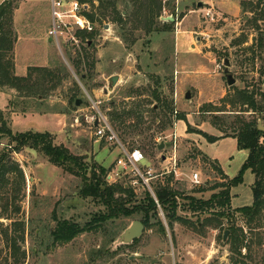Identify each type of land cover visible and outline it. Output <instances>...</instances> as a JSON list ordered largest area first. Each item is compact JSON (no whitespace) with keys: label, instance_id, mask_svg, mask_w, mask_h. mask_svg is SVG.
<instances>
[{"label":"rangeland","instance_id":"obj_1","mask_svg":"<svg viewBox=\"0 0 264 264\" xmlns=\"http://www.w3.org/2000/svg\"><path fill=\"white\" fill-rule=\"evenodd\" d=\"M5 1L13 5L6 9L4 28L15 37V9L22 5L16 21L26 27L31 15L47 19L52 0ZM101 1L81 2L88 3L89 13H94ZM117 2L133 28L132 38L121 34L113 14L99 17L97 30L82 37L80 48L62 44L63 52L58 47L51 52L52 65L32 71L41 85L27 83L22 91L0 86V91L14 95L12 110L4 111V117L11 126V113L23 108L67 112L68 124L61 134H53L54 144L110 171L119 150L96 135L93 118L101 112L128 148L142 150L145 164L165 174L158 177L160 182L169 178L177 192L179 219L171 221L159 203L151 227L143 224L140 214L93 223L105 208L80 194L81 175L50 162L42 151H12L6 147L8 139L0 137V152L7 148L26 178L17 200L19 215L0 214V264H14V239L20 264H264V215L249 223L235 210L254 202L255 176L250 170L244 172L242 183L231 188V208L224 216L214 213L223 208L194 212L190 207L191 197L208 200L224 190L223 185L240 174L245 162L246 155L232 133L221 129L238 125V118H257L264 125L258 118L262 115L242 104L240 95L245 90L260 99L264 91V47L259 45L264 20L258 19L259 29L252 23L264 11V0L260 6H256L259 0ZM73 59H81V66L76 67ZM86 72L92 75L87 84L81 79ZM228 74L235 79L233 85ZM115 75L119 80L114 85L111 77ZM31 91V97H24ZM73 97L82 99V104L70 102ZM208 136L219 138L211 142ZM161 143L165 145L159 149ZM194 173H199L201 184L192 182ZM10 177L17 182L16 172ZM128 182L123 177L116 183ZM14 183L11 188L17 190ZM132 189L135 203L148 190ZM116 196L127 197L125 193ZM64 221H74L83 230L69 240H57L54 233ZM135 221L144 225L143 232L127 240L124 233ZM232 223L243 228L235 241L238 245L231 237ZM19 224L25 232L19 231ZM226 230L229 234L224 239ZM237 246L240 252L233 250Z\"/></svg>","mask_w":264,"mask_h":264},{"label":"trees","instance_id":"obj_2","mask_svg":"<svg viewBox=\"0 0 264 264\" xmlns=\"http://www.w3.org/2000/svg\"><path fill=\"white\" fill-rule=\"evenodd\" d=\"M83 1V0H80ZM99 9L95 10L94 13H87V15L95 22L101 20L100 18L107 17L110 13L113 14V19L118 22L119 30L125 38H132L130 35L133 34V28L129 26V19L126 20L123 14L118 10L117 0H102ZM263 0H259L256 6H260ZM12 3L10 1L4 2L0 5V86L15 88L18 91L24 89L23 85L31 83V85H41V81L33 79V72L46 70L47 67H31L29 68V73L27 76L21 77L15 73V61H14V43L16 40V35L14 37V32L4 28V20L6 9L11 7ZM252 5V4H251ZM248 6H244L247 10ZM109 9L113 11L110 12ZM100 17V18H99ZM264 20V11H262L261 16H254L252 23L258 29V19ZM100 22V21H99ZM91 35V34H88ZM260 47H264V36L259 39ZM91 45L88 43L87 48ZM8 53V55H7ZM73 63L76 67H80L82 64L81 59L74 60ZM87 66L92 65L88 60L86 61ZM48 73H51L50 71ZM92 75L90 72L82 73L81 79L85 84L91 80ZM29 89H34L29 88ZM34 92H26L24 97H31ZM156 98L160 99L158 93L155 92ZM242 104L252 107L255 113H259L262 116L258 117L264 121V91L260 93L261 98L258 99L253 94L248 91H240ZM38 96V101L40 100ZM31 99V98H29ZM78 98H72L70 102L76 104ZM23 103H28L24 101ZM20 111H27V108H23ZM125 114H130L125 112ZM116 117V116H115ZM238 125L235 123L233 125L227 126L221 129L225 132H231L232 137L236 138L239 149L247 150V157L242 166L241 172L238 176L231 179L229 183L224 184V190L220 193H214L208 200L195 199L191 197V210L194 212H199L200 210H216V208H223V210L215 214L224 216L226 211L231 208V188L243 182V174L246 170H250L254 176L255 181L253 184V194L254 202L249 206H242L236 210L239 212L249 223L256 221L259 217L264 215V131L259 129L258 119L245 120L238 118ZM0 137L8 139L7 148H11L12 151L20 152L23 148L34 149L42 151L48 160L58 166L63 167L66 171L81 175L83 178V183L80 188V194L83 196L93 197L94 200L100 205L104 206L99 215L93 218V223L99 222L100 224L107 222L112 218H121L125 216H131L133 214L142 215V222L146 227H151L155 224L152 222V218L158 214V204L149 190L145 191L146 196L134 202L136 194L132 187L126 184L113 183L110 184L107 179V172L109 169L105 168L103 165L93 164L89 165L84 161L83 157L72 154L66 147L55 145L53 142V134L50 132H17L14 133L11 126L9 125L8 119L4 117V111L0 109ZM211 142L217 140L219 137L208 136ZM7 148L0 152V214H10L19 215L20 207L18 206L17 200L19 201V194L24 188L25 174L22 169H20L12 160L10 156V151ZM91 168V169H89ZM11 172H16L18 179L13 180L10 177ZM164 183L160 182V179L154 181V189L156 197L160 204L164 205L165 209L168 211V216L172 219H179L176 217L178 210V202L176 200L177 192L170 187V180ZM18 183V189L13 190L11 187L13 183ZM14 183V184H15ZM22 185V187L20 185ZM18 192V194H17ZM125 193L127 197H117L116 194ZM133 202V203H132ZM159 223V222H157ZM90 224V223H89ZM160 225L163 227V222L160 221ZM24 227V226H23ZM19 231L22 229L25 232V228H21L18 225ZM231 237H233V242L238 241L240 233L243 234V228L238 227L236 223H232L229 226ZM83 229L74 221H64L60 223L59 230L54 233V237L59 240H69L73 238L77 233ZM22 238H24L22 236ZM236 241V242H235ZM14 251V264H20L21 261L17 258V240L14 239L11 245ZM235 252H240L239 246L233 247ZM1 254V252H0Z\"/></svg>","mask_w":264,"mask_h":264},{"label":"built area","instance_id":"obj_3","mask_svg":"<svg viewBox=\"0 0 264 264\" xmlns=\"http://www.w3.org/2000/svg\"><path fill=\"white\" fill-rule=\"evenodd\" d=\"M89 11L90 5L80 0H52V24L48 34L62 52V44L80 48L83 43L82 37L97 30V22L87 15ZM93 120L95 123L97 122L96 135L98 138L115 143L119 150L116 164L107 172V181L113 184V182L116 183L119 179L127 177L129 179L127 186L147 188L156 200L158 207H160L152 185L160 175L165 174H159L152 165L148 167L145 164L147 158L142 150L139 148H128L119 139L105 115L99 112ZM169 172L172 171L167 173ZM175 172L178 174V171ZM192 182L201 184L199 173L193 174Z\"/></svg>","mask_w":264,"mask_h":264},{"label":"crops","instance_id":"obj_4","mask_svg":"<svg viewBox=\"0 0 264 264\" xmlns=\"http://www.w3.org/2000/svg\"><path fill=\"white\" fill-rule=\"evenodd\" d=\"M3 1L5 0L0 1V5ZM21 6L16 8L14 13L17 35L14 43V58L16 75L24 77L27 76L31 67H49L52 65L54 61L51 52L57 46L48 34L52 24V1L47 19L41 21L42 18L38 14L31 15L29 25L26 27H21L16 21V15L19 14ZM12 93L6 90L0 91V109L2 111L12 110L11 101L14 96ZM67 115V112L64 111H13L10 123L14 133L34 131L61 134L68 124ZM203 142L201 141V145ZM242 151L247 157V150Z\"/></svg>","mask_w":264,"mask_h":264},{"label":"water","instance_id":"obj_5","mask_svg":"<svg viewBox=\"0 0 264 264\" xmlns=\"http://www.w3.org/2000/svg\"><path fill=\"white\" fill-rule=\"evenodd\" d=\"M201 5V3H200ZM174 18H171V21H174ZM226 66H229V62H226ZM226 72H228V69H226ZM119 80V76L115 75L111 77V82L115 85ZM228 83L229 85H233L235 83V79H233L231 77L230 74H228ZM187 97H190L189 93H187ZM82 104V99H77L76 100V105H81ZM97 124V122H96ZM259 129L264 131V125L261 124V122L259 123ZM164 143H161L159 145V149H162L164 147ZM164 159L166 158L165 156L163 157ZM144 229V225L139 222V221H135L124 233V237L127 240H133L136 237H139ZM229 234V230H226L224 233V239H227V236Z\"/></svg>","mask_w":264,"mask_h":264}]
</instances>
